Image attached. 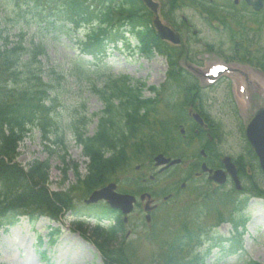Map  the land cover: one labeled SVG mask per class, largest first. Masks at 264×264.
I'll return each instance as SVG.
<instances>
[{
	"label": "trees",
	"instance_id": "16d2710c",
	"mask_svg": "<svg viewBox=\"0 0 264 264\" xmlns=\"http://www.w3.org/2000/svg\"><path fill=\"white\" fill-rule=\"evenodd\" d=\"M10 1L16 10L33 13L30 22L34 21L36 30L28 43H22L21 39L9 49L0 47V229L14 225L20 216L28 217L33 224L40 216L58 220L74 206L68 192L47 189L48 160H36L27 169L16 161L18 144L34 123L40 124L45 134L47 125L50 122L56 124L59 117L45 105L47 84L42 82L39 72V56L46 54V29L74 39L76 32L87 27L84 36L77 37L78 55L73 62L82 78L95 76L90 79L92 89L106 104L94 135L86 136L87 124L83 116L73 121L71 133L76 143L81 144L84 155L90 157L88 173L78 181L76 190L89 193L111 179L117 167L124 170L129 161L141 160L158 151L166 152L163 142L178 139L175 122L150 115L156 109L157 99L141 98L140 88L131 85L127 77H96L100 70L107 68L103 58L109 43L118 45L119 41L124 42L126 32L137 37L141 51H151L153 47L162 51L149 15L143 8L137 10L136 7L115 5V0ZM129 2L134 6L133 0ZM81 56H90L92 61ZM169 64L170 67L174 65ZM23 75L25 79H22ZM169 75L172 79L178 78L171 68ZM98 85L101 88L96 89ZM106 154H112V157L105 158ZM108 210L100 206L92 215L99 213L98 216L104 218ZM201 233V226L184 224L183 232L164 245L162 264H203L201 253L181 256L192 241L200 240ZM94 236L92 242L101 252L104 264H133L129 251L123 247L111 248L116 238L115 228L98 226L94 229Z\"/></svg>",
	"mask_w": 264,
	"mask_h": 264
},
{
	"label": "rangeland",
	"instance_id": "374dc122",
	"mask_svg": "<svg viewBox=\"0 0 264 264\" xmlns=\"http://www.w3.org/2000/svg\"><path fill=\"white\" fill-rule=\"evenodd\" d=\"M157 1L161 12L164 11L163 1ZM31 20H33V13H28L26 10H16L9 0H0V47L9 49L14 42H20L21 39L22 43H28L36 30L35 23L34 21L30 22ZM42 24L43 22H41ZM28 25L29 28H27ZM82 33V31H79L75 35L81 38ZM262 35L264 38V32L261 33ZM44 36L46 54L39 57L41 58V71L39 72L42 82L47 84L45 88H47V95L49 96L45 102L47 105L53 106L52 109L58 113L59 117L56 124L51 123V126H47L48 131L46 134L49 136L46 139H44L39 125H35L33 129L27 132L24 140L19 144L17 161L22 166L27 167L36 160L46 161L48 159L50 167L48 188L53 191L68 190L71 185L76 183V172L81 175L86 173L85 165L88 160L83 155L82 148L74 143L71 123L78 117L83 116L85 122H87L86 133L88 136L94 134L104 102L91 89L90 79H84L79 75V68L73 62L75 54H77L75 49L76 38L70 39L61 36L50 29H46ZM34 39L37 40L38 37H34ZM130 45L126 47L120 43L118 48L115 46L108 48L106 57L103 60L107 69L103 68L98 75L106 76L110 73L115 77L127 76L130 79V84H144L142 90L144 96H153L149 87L162 88L166 82L167 59L155 52L143 53L139 50L137 40L134 38H132ZM207 58L206 56L204 60L211 61L208 60L210 58ZM84 59H90V57ZM90 61L92 60L90 59ZM182 62L183 60L180 61V63ZM87 66L86 64V69ZM199 68L204 72H207L208 69L206 65ZM22 79H25L24 75ZM235 79L236 77H233L231 82L234 89ZM257 81L264 86L262 73ZM170 91H173V89H167L166 96L169 97L167 99H171ZM220 91L218 90L217 94ZM257 93L256 96L250 97L249 101H246V98L244 99L245 102H240L239 98L235 99L237 104L236 114L233 109L222 114L219 113L218 118L222 119L219 122L224 127L225 145L223 149L229 148L231 153L235 154L240 152V144L242 143L241 125L254 107L264 103L262 92L257 89ZM177 97L179 96L175 95L172 99ZM223 102L224 100L214 102L215 106L211 112L218 114L217 104ZM56 131L63 132L65 139L63 145L56 142ZM140 173L146 174V169L140 168L138 171L132 172L131 170L130 172L134 176H139ZM180 175V172H173V174L168 173V175L159 176L156 182L151 184L153 185L152 188L156 190L168 188L170 181L179 179ZM181 177H184V175ZM119 178H121V175H119ZM253 180L257 182L259 187L264 189V179L262 182L261 178L255 174ZM198 182L197 186H201V182L199 180ZM124 186L128 185L124 184ZM205 187L208 189L205 193L211 195L212 198L214 192L212 189L215 186L206 184ZM190 189L192 191L189 189L182 191L177 198L164 204L167 207L158 211L156 219L151 225H139L137 218L129 217L130 219L124 229L125 234L127 231H131L127 240L134 245L136 259L134 262L138 264L153 262L161 250L163 252L166 250H163L162 243H167L170 239L180 235L183 232L182 225L187 224L188 226L190 222L201 223L205 227L218 224L219 226L215 230L216 235L223 238L229 237L233 233V227L229 223H221L219 220L213 221L214 216L210 218L212 216L213 200L211 202L209 200L206 203L207 207H205V204H199L200 199L197 193H200L201 190L196 192L194 188ZM230 189L229 187L227 190ZM76 193V203L78 206H82L85 197L80 198V193ZM216 193V197L222 199L218 200L216 198L215 204L222 207L221 210L224 211L222 214L225 216L231 210L228 201L230 196L228 197L223 190ZM258 199L260 200L252 201L249 199L250 201L242 211L246 218L245 226H240L238 230L243 232L241 241L243 249H235L229 252L227 246H225L226 248H223V251L226 252L227 250L225 253L221 250L222 248L214 247L205 258L206 264H248L250 260L264 264V199ZM160 201H162V198H160ZM78 219L85 221L82 231L87 228V231L91 233V229L95 225L94 218L89 219L79 216ZM50 226L60 233L56 244L49 241ZM78 228L79 226L76 225L72 213H65L60 217L59 222L40 218L34 227L27 219L22 218L15 227L7 229L0 236V264H104L94 242L84 236L82 237V231ZM37 233L44 238L43 246L36 241ZM152 235H155V237L151 239ZM207 245L205 242L201 246L192 248L199 252L203 251ZM188 250L185 251L184 256L193 252V250ZM43 252L46 255L45 259L42 258L44 256Z\"/></svg>",
	"mask_w": 264,
	"mask_h": 264
},
{
	"label": "flooded vegetation",
	"instance_id": "af4514ba",
	"mask_svg": "<svg viewBox=\"0 0 264 264\" xmlns=\"http://www.w3.org/2000/svg\"><path fill=\"white\" fill-rule=\"evenodd\" d=\"M165 3L169 11L173 9L167 16L168 23L176 24L173 29L179 33L183 41L182 46L175 49L186 56L185 68L192 70L193 90L188 95L190 108L187 115L191 117L193 112L199 114L205 127L199 122L195 123L191 117L189 124L193 129V135L184 144L189 153L185 169L182 171L187 177L179 184L172 182L170 191L164 195L161 190L155 192L147 188L149 187L147 177L151 176L153 168L150 166V170L143 177L139 176L140 185L144 190L139 191L137 196L144 192L151 194L154 191L155 195L169 197L168 200L177 197L179 191L186 188L190 180L189 173L196 178L205 179L210 173L201 171L202 165L205 163L208 169H222V157L225 155L234 164L241 184L243 186L244 182L253 184L252 175L258 171L257 158L247 145L244 132L241 141L246 147L243 146L239 153H231L229 148L223 149L224 133L221 135L222 127L217 122L222 120L218 118L219 113L234 108L232 101L234 87L231 83L233 77H236L235 85L242 81L248 93L258 94L257 89L259 90L260 85L254 82L255 76L259 78L262 73L264 77L263 70L258 66V59H264V38L261 36L264 32V0L263 8L259 12H255L245 0H168ZM206 56L210 58H207L208 60L224 65L225 70L218 75L213 85L201 88L200 81L205 75L194 69L211 63L204 60ZM218 90L221 91L217 94ZM219 100L224 102L217 104L219 109L218 114H215L211 110L215 106L214 102ZM173 169L174 167H167L164 171L167 173ZM181 183H185V186L182 187ZM225 184L234 186V181L227 178ZM178 185L179 188L174 189ZM144 206V202L137 200L132 215L142 216ZM157 210L158 208L151 211L150 217L153 218Z\"/></svg>",
	"mask_w": 264,
	"mask_h": 264
},
{
	"label": "water",
	"instance_id": "95a60500",
	"mask_svg": "<svg viewBox=\"0 0 264 264\" xmlns=\"http://www.w3.org/2000/svg\"><path fill=\"white\" fill-rule=\"evenodd\" d=\"M146 5L150 7L152 10L156 11L157 4L152 0H144ZM255 9H259L261 6V1L256 0L252 1ZM154 25L158 31V36L162 39H167L171 42H179L178 37L175 35L173 31H170L167 27L160 24L159 20L154 19ZM246 137H248L249 143L253 150L256 152L257 158H259V164L261 169L264 171V107L259 109L255 115L252 117L250 122L247 124ZM168 160V159H167ZM167 160L163 158L162 155H158L155 158V162L157 164L167 163ZM227 161V160H225ZM178 160H172L171 164L178 163ZM226 168L231 173H233V168L230 164L226 163ZM217 181L220 180V173L216 172L213 176ZM114 184H109L103 187L100 190L93 191L89 196V199L86 201L87 203H92L101 199H107L111 208H119L123 213L130 212L132 210V203L134 198L127 194L121 195L114 191Z\"/></svg>",
	"mask_w": 264,
	"mask_h": 264
}]
</instances>
